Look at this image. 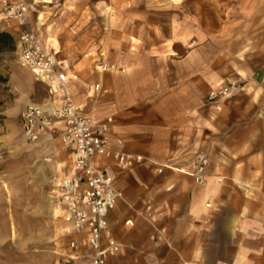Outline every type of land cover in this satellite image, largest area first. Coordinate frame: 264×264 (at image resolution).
Listing matches in <instances>:
<instances>
[{
    "label": "crops",
    "instance_id": "1",
    "mask_svg": "<svg viewBox=\"0 0 264 264\" xmlns=\"http://www.w3.org/2000/svg\"><path fill=\"white\" fill-rule=\"evenodd\" d=\"M9 1L36 7L25 27L10 31L0 20L17 54L21 31L32 26L43 46L53 43L59 70L75 74L76 105L95 122L113 118L112 142L121 139L126 152L144 158L115 174L124 199L109 214L105 237L122 251L107 264H264V0H177L186 11L171 13L168 25L159 14L125 15L129 40L107 57L123 76L107 80L94 76V22L87 28L79 12L85 2L66 0L55 12L54 0ZM230 83L245 88L208 103ZM61 102L48 94L42 106ZM45 154L54 155L58 177L74 175L75 155L59 139ZM199 156L209 161L205 187L179 171ZM58 213L64 244L54 255L61 264L73 252ZM74 255V264H88L92 252Z\"/></svg>",
    "mask_w": 264,
    "mask_h": 264
},
{
    "label": "built area",
    "instance_id": "2",
    "mask_svg": "<svg viewBox=\"0 0 264 264\" xmlns=\"http://www.w3.org/2000/svg\"><path fill=\"white\" fill-rule=\"evenodd\" d=\"M65 0H54L53 6H60ZM35 6L24 1L12 3L2 1L3 20L25 27L31 23ZM19 60L34 79L44 84L52 99L61 98L57 109L42 105H30L21 117L22 131L31 144H49L59 139L66 151L75 155L74 175L55 179L50 197L55 208L65 214L64 234L69 239L68 248L73 254L64 256L61 264H74V253L89 249L92 252L88 264H107L117 258L122 247L115 239H106L109 228L108 216L117 204L124 199L116 188L115 174L128 172L144 162L142 156L124 150V142L110 138L113 118L95 122L78 107L72 94V81L75 74L59 70L56 53L51 45L43 46L32 28L20 34ZM105 73L115 70V66L103 64ZM96 87V91L99 90ZM245 84L230 83L212 91L207 98L209 104L238 94ZM45 163L51 164L52 158ZM208 158L199 156L189 166L179 171L192 177L200 187L207 185L205 176ZM161 172V171H160ZM126 226H132L130 221ZM82 238V240H79Z\"/></svg>",
    "mask_w": 264,
    "mask_h": 264
},
{
    "label": "rangeland",
    "instance_id": "3",
    "mask_svg": "<svg viewBox=\"0 0 264 264\" xmlns=\"http://www.w3.org/2000/svg\"><path fill=\"white\" fill-rule=\"evenodd\" d=\"M81 1L86 3L79 12L87 18V28L90 20L94 22V76L100 80L123 76L122 68L105 73L101 67L108 64V52L122 50L129 40L122 30L125 15L141 12L150 20L159 14L168 25L166 18L171 13L186 11V3L173 5L177 0H73L75 5ZM52 8L57 12L62 7ZM0 20L13 30L14 24L3 20L1 11ZM48 45L54 48L53 43ZM0 72L8 80L0 82V264H57L54 252L64 244L63 223L55 215L50 191L61 176L55 173L54 155L45 154L49 144L26 141L20 116L28 106L42 105L48 89L21 65L17 52L2 63ZM96 87L95 92L104 93L102 87L98 91ZM46 158H52V163H45Z\"/></svg>",
    "mask_w": 264,
    "mask_h": 264
},
{
    "label": "trees",
    "instance_id": "4",
    "mask_svg": "<svg viewBox=\"0 0 264 264\" xmlns=\"http://www.w3.org/2000/svg\"><path fill=\"white\" fill-rule=\"evenodd\" d=\"M17 52V43L13 34L6 30H0V70L2 63L11 60ZM8 80L2 77L0 72V82L6 83Z\"/></svg>",
    "mask_w": 264,
    "mask_h": 264
},
{
    "label": "bare ground",
    "instance_id": "5",
    "mask_svg": "<svg viewBox=\"0 0 264 264\" xmlns=\"http://www.w3.org/2000/svg\"><path fill=\"white\" fill-rule=\"evenodd\" d=\"M61 144H62V143H61ZM62 146H63V145H62ZM63 147H64V146H63ZM56 210H57V214H59L58 212H59V211H61V210H60V209H58V208H56Z\"/></svg>",
    "mask_w": 264,
    "mask_h": 264
}]
</instances>
